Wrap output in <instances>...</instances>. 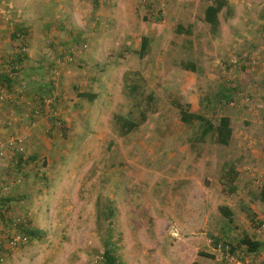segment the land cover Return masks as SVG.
<instances>
[{
    "label": "rangeland",
    "instance_id": "1",
    "mask_svg": "<svg viewBox=\"0 0 264 264\" xmlns=\"http://www.w3.org/2000/svg\"><path fill=\"white\" fill-rule=\"evenodd\" d=\"M219 2L213 32L215 0H0V264L264 252V0Z\"/></svg>",
    "mask_w": 264,
    "mask_h": 264
},
{
    "label": "trees",
    "instance_id": "2",
    "mask_svg": "<svg viewBox=\"0 0 264 264\" xmlns=\"http://www.w3.org/2000/svg\"><path fill=\"white\" fill-rule=\"evenodd\" d=\"M219 1L220 0H215L216 3H218ZM219 3L216 5H212V4L208 5L204 11V20H205V22H207L209 24V26L213 32H215L219 27V20L217 17V14L221 9V4H219ZM176 31L181 33L183 31L182 26L178 25ZM144 50H145V43L142 44V46L139 50V54L142 55ZM186 69L194 70L193 64L188 65L186 67ZM134 87L135 86H133L132 89ZM78 96L82 97V98H86L90 101H92L93 99L96 98V94L90 93V92H80L78 94ZM176 107L179 110V117H180V120L182 122L189 123L192 120H198L200 122H204L206 124L205 132H208L209 130L213 131L215 133V141L217 143L223 144V145H226L229 143V141L231 139V135H232V128L230 125V118L228 116H226V115L220 116L217 124L214 125L202 114L190 112L187 108L183 107L182 104L177 103ZM134 125H135L134 123L130 124V126H134ZM128 128H129V124H128ZM18 161H20V158H18ZM9 199H11L9 195L5 197V200H9ZM0 205H1L0 206V208H1L2 205H4V204L0 203ZM108 210H109V212H108L107 216L112 215V209L110 208ZM219 210L223 215L231 214V211L229 210V208H227L225 206H219ZM0 211L4 212V210H2V209H0ZM112 230L113 229L108 230L109 238L113 236ZM30 234L35 235V231L30 230ZM242 242H243V244L246 245V247L249 251H258L259 249L262 248V244L258 241H252L248 238H244L242 240ZM111 243L112 242L109 239L106 240V242L104 244V250L101 254L102 261L104 264H120L117 256L113 252V248L110 246Z\"/></svg>",
    "mask_w": 264,
    "mask_h": 264
},
{
    "label": "built area",
    "instance_id": "3",
    "mask_svg": "<svg viewBox=\"0 0 264 264\" xmlns=\"http://www.w3.org/2000/svg\"><path fill=\"white\" fill-rule=\"evenodd\" d=\"M4 155V150L3 149H0V156ZM261 183L262 185L264 186V176L262 177L261 179ZM26 240L25 237H21V236H17V237H14L10 243H12L13 245L17 244V243H20V242H24ZM223 245H224V248H223ZM217 247L222 250H229L230 247L227 245V244H219L217 245ZM238 255V252H236ZM244 254L242 256V258L238 259L237 257L233 256V255H228V253H226V258L228 259L229 263L231 262V264H250V262H252V260H257V258H259L260 260H262L264 262V252H259V253H256L255 252H250V253H245V252H241V254ZM259 256H257V255ZM257 256V257H256Z\"/></svg>",
    "mask_w": 264,
    "mask_h": 264
},
{
    "label": "crops",
    "instance_id": "4",
    "mask_svg": "<svg viewBox=\"0 0 264 264\" xmlns=\"http://www.w3.org/2000/svg\"><path fill=\"white\" fill-rule=\"evenodd\" d=\"M10 90H12V89H10ZM4 152H5V151H4ZM4 154H5V153H4ZM3 178H4V177H3ZM2 184H3V186L6 185L5 183H2Z\"/></svg>",
    "mask_w": 264,
    "mask_h": 264
}]
</instances>
